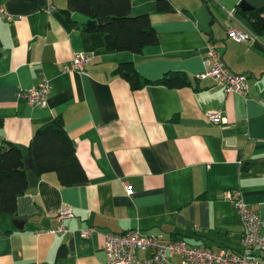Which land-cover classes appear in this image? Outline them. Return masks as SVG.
Here are the masks:
<instances>
[{"label":"crops","instance_id":"obj_1","mask_svg":"<svg viewBox=\"0 0 264 264\" xmlns=\"http://www.w3.org/2000/svg\"><path fill=\"white\" fill-rule=\"evenodd\" d=\"M157 1L132 0L130 12L149 15L158 44L110 54L101 35L81 30L87 18L76 0H0L11 17L0 19V150L27 148L37 128L60 117L87 177L61 187L48 173L20 196L16 215L0 216V264H107L103 235L130 230L240 253L228 191L264 221V36L237 11L242 0H167L168 12H157ZM228 29L255 37L237 42ZM207 42L231 72L247 75L245 94L198 77L208 70ZM80 53L89 58L84 72L64 71ZM124 62L149 81L180 72L190 85L132 91L112 75ZM43 81L46 105L31 108L20 93ZM207 113L221 122L209 123ZM64 208L72 216L59 218ZM61 247L66 255L55 260Z\"/></svg>","mask_w":264,"mask_h":264},{"label":"trees","instance_id":"obj_2","mask_svg":"<svg viewBox=\"0 0 264 264\" xmlns=\"http://www.w3.org/2000/svg\"><path fill=\"white\" fill-rule=\"evenodd\" d=\"M132 0H76V10L86 16L87 21L81 27L86 34H99L104 41L107 53L129 52L141 54L149 46H156L158 39L151 26L149 15L131 14ZM171 6L167 0H158L157 12H168ZM255 36H264V10L242 12ZM74 28H79L67 16ZM107 19L104 22H99ZM260 49L263 47L255 42ZM1 51V43H0ZM112 75L125 80L132 91L146 86L157 85L169 89H179L190 85L186 74L167 73L157 81H149L136 71L132 62L120 63ZM29 160V168L40 179L53 173L58 185L71 187L87 181L86 174L75 155V148L66 133L62 119L37 128L27 148L23 149L12 143H5L0 150V216L16 215V201L28 191V182L24 158ZM66 255L63 247L59 248L55 260Z\"/></svg>","mask_w":264,"mask_h":264},{"label":"built area","instance_id":"obj_3","mask_svg":"<svg viewBox=\"0 0 264 264\" xmlns=\"http://www.w3.org/2000/svg\"><path fill=\"white\" fill-rule=\"evenodd\" d=\"M53 10L51 8L49 11ZM6 17L0 7V19ZM227 36L237 42H247L255 36L242 33L235 29H228ZM89 63V58L80 53L75 54L64 71L83 73ZM204 65L208 70L200 74L199 78L209 77L220 86L225 94H245L247 90V75L231 72L220 60L218 54L207 42ZM50 86L43 81L20 93L31 108H43L46 105ZM206 119L211 124H219L221 117L217 113H207ZM126 193L132 194L130 187L126 186ZM225 200L235 209L242 226L240 244L242 252H233L226 249L213 251L204 247L189 245L184 239L162 241L154 236H143L138 230L124 233H105L102 239V248L107 264H264V221L243 201L238 191H228ZM59 218L70 217L69 208L57 211ZM62 228L49 230L50 234L62 232ZM92 228L81 231L82 236H88ZM146 252L144 258H137V252Z\"/></svg>","mask_w":264,"mask_h":264},{"label":"water","instance_id":"obj_4","mask_svg":"<svg viewBox=\"0 0 264 264\" xmlns=\"http://www.w3.org/2000/svg\"><path fill=\"white\" fill-rule=\"evenodd\" d=\"M239 8L242 12H248V11H253V10L261 11V10H264V0H242L239 3ZM24 163H25V168L27 171L26 175H27L28 187L35 188L38 183V178L30 170L29 160L27 157L24 158ZM14 224L16 225V221H14Z\"/></svg>","mask_w":264,"mask_h":264}]
</instances>
